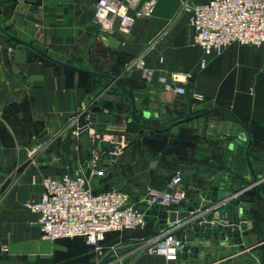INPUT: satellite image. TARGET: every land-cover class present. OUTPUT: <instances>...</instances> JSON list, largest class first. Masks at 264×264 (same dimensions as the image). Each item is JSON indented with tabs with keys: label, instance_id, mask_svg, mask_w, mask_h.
<instances>
[{
	"label": "crops",
	"instance_id": "obj_1",
	"mask_svg": "<svg viewBox=\"0 0 264 264\" xmlns=\"http://www.w3.org/2000/svg\"><path fill=\"white\" fill-rule=\"evenodd\" d=\"M0 1V264H263L264 201L255 188L243 193V201L251 203L253 232L242 244L228 239L226 246L205 247L197 258L175 260L145 249L156 234L153 223L109 232L101 254L82 237L44 238L38 215L27 204L43 194V176L82 173L94 190L127 192L146 211L149 190L167 189L172 167L183 174L182 205L205 198L212 180L230 164L226 136L217 127L225 111L172 123L214 107L227 108L249 127L254 169L264 175V48L233 43L202 67L204 53L194 42L188 11L180 9L183 0H158L153 14L139 18L128 35L117 25L103 29L97 23V0ZM103 36H114L118 45ZM21 40L53 59L116 76L132 92H153L135 113L152 129L132 115L127 94L112 87L117 83L58 63ZM22 63L29 73H22ZM173 73L192 74L178 83L186 94L161 82ZM29 76H41L42 83L32 84ZM123 102L126 111L114 109ZM95 105L102 109L92 110ZM143 111L151 113L149 120ZM156 113L157 119H171L153 124ZM91 128L131 137L115 160L101 156L97 175L88 166ZM240 183L236 179L227 188L238 190Z\"/></svg>",
	"mask_w": 264,
	"mask_h": 264
},
{
	"label": "built area",
	"instance_id": "obj_2",
	"mask_svg": "<svg viewBox=\"0 0 264 264\" xmlns=\"http://www.w3.org/2000/svg\"><path fill=\"white\" fill-rule=\"evenodd\" d=\"M157 2L97 0L95 19L103 29L117 25L121 33L128 35L139 18L153 14ZM182 6L189 13L194 42L204 53L200 60L202 67L206 66L209 56L221 55L233 43L264 48V0H183ZM191 77V73H173L160 80L167 89L186 94V87L178 83H186ZM193 99L203 100V96L194 95ZM87 109L88 106L84 108ZM101 132L96 128L89 130L93 147L88 166L92 175L101 173L98 162L102 155L106 154L115 160L128 142L126 135ZM35 151L31 150L30 154ZM42 183L43 194L39 199L28 202L27 206L38 215L46 239L56 241L82 237L89 246L102 254V243L109 232L143 229L148 224L146 211L136 205L129 193L114 188L94 191L85 174L43 176ZM148 196L150 202L181 206L187 197L182 172L173 175L167 189H150ZM180 226L177 224L159 230L146 241L145 249L167 260L177 259L180 250L186 245L175 232Z\"/></svg>",
	"mask_w": 264,
	"mask_h": 264
},
{
	"label": "water",
	"instance_id": "obj_3",
	"mask_svg": "<svg viewBox=\"0 0 264 264\" xmlns=\"http://www.w3.org/2000/svg\"><path fill=\"white\" fill-rule=\"evenodd\" d=\"M12 1V0H4ZM3 1H0V4ZM132 39V38H131ZM103 40L111 45L117 46L118 40L114 36L105 37ZM27 46H30L48 58H52L43 50L35 47L31 43L21 40ZM53 59V58H52ZM58 63L70 66L80 71L105 77L112 82L122 86L131 104L132 115L147 129H152L150 125L145 124L136 113L139 103L146 98H152L153 92H132L118 77L109 73L100 72L94 69L82 68L70 63L53 59ZM22 73H29L28 64H21ZM32 84L42 83L41 76H29ZM158 106L154 104V108ZM100 106H93L92 110H101ZM215 111H225L223 121L217 125L220 132L226 136L227 146L231 151L230 164L220 176L214 178L208 187L205 198L199 197L191 205L185 206H167L158 202H151L150 208L146 210L145 218L147 222L154 224L156 232L164 230L169 225L181 224L187 226L186 229L178 234V237L186 242V245L180 250L177 258H197L204 254V248L207 246H226L228 239H233L235 245L243 242V236L253 232V222L251 220V203L244 200L243 193L249 188H255L257 196L264 201V175H260L255 169L251 157V135L249 127L234 114L223 107H214L202 112L193 114L181 120L175 121L172 125L184 123L195 118H201ZM151 113L143 111L142 118L149 120ZM155 119L151 123L159 124L170 121V116H164L157 119L158 113L154 114ZM214 127V125H213ZM244 129V131H242ZM158 130L153 128L151 131ZM236 179L241 181L239 189H228ZM94 191H97L95 189ZM215 206H218L215 208ZM198 211V212H197ZM206 216V219H202ZM217 223L213 224L212 221ZM212 238L214 240H212ZM245 264H252L247 262Z\"/></svg>",
	"mask_w": 264,
	"mask_h": 264
},
{
	"label": "trees",
	"instance_id": "obj_4",
	"mask_svg": "<svg viewBox=\"0 0 264 264\" xmlns=\"http://www.w3.org/2000/svg\"><path fill=\"white\" fill-rule=\"evenodd\" d=\"M112 87L118 89L119 91H122V90H123V92L125 93L123 87L120 86V85H118V84L115 85V86H112ZM111 103H112V102H108L106 105L109 106V105H111ZM112 105H113V104H112ZM110 107H111V106H110ZM128 107H129L128 103H127V102H123V103H119V104H117V105H116V108H114V109H118L119 111H126V110L128 109ZM128 138L131 139L130 135H128Z\"/></svg>",
	"mask_w": 264,
	"mask_h": 264
},
{
	"label": "rangeland",
	"instance_id": "obj_5",
	"mask_svg": "<svg viewBox=\"0 0 264 264\" xmlns=\"http://www.w3.org/2000/svg\"><path fill=\"white\" fill-rule=\"evenodd\" d=\"M180 9H181V10H185L184 7H183L182 5H181V8H180ZM101 133H102V132H101ZM117 134H119V135H126L127 138H128V134H126V132H125V133H117ZM171 169H172V171H173V175L176 174V173L179 171V170H173V167H172ZM261 258H262V261H261V262H263V264H264V256L262 255ZM252 259H253V260H257L258 258H255V256H253ZM125 264H127V263L125 262Z\"/></svg>",
	"mask_w": 264,
	"mask_h": 264
}]
</instances>
